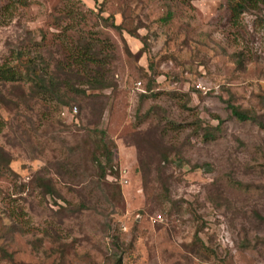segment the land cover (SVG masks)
I'll return each mask as SVG.
<instances>
[{"label":"rangeland","instance_id":"374dc122","mask_svg":"<svg viewBox=\"0 0 264 264\" xmlns=\"http://www.w3.org/2000/svg\"><path fill=\"white\" fill-rule=\"evenodd\" d=\"M263 24L225 0H0V63L108 46V86L72 82L67 105L0 85V264H264V129L228 106L264 121Z\"/></svg>","mask_w":264,"mask_h":264},{"label":"trees","instance_id":"16d2710c","mask_svg":"<svg viewBox=\"0 0 264 264\" xmlns=\"http://www.w3.org/2000/svg\"><path fill=\"white\" fill-rule=\"evenodd\" d=\"M226 7L230 13V19L233 25H238L240 16L247 11L257 10L261 6H264V0H225ZM171 14L168 12L164 19L168 21ZM100 20L105 24V26H111L116 30L121 29V25L115 24L113 17H103L99 15ZM264 26V24H263ZM133 36L138 34L135 30H128ZM144 42H146L144 40ZM106 43L100 41V39L95 35L89 36H79L76 41H71L69 46H66V57L63 64L56 63L55 69L50 70L49 65L39 58H33L29 54H25L24 51H18L15 60L9 62L0 63V85L9 83L12 85H18L20 87L19 99L21 102H26L32 98L42 97L50 98V100L55 99L61 105L69 104L67 99V94L69 89H73L76 93L82 91L77 89L73 85L87 82L92 84L93 88L108 86L107 83H103L102 79L104 76V64L107 62L105 59L107 53H103ZM99 47V50L97 49ZM102 49H101V48ZM101 49V50H100ZM103 54V55H102ZM60 74H64V77L60 79ZM86 77H89L86 79ZM77 79V81H75ZM153 80V79H151ZM73 82V83H72ZM82 82V83H83ZM81 83V84H82ZM25 86L28 89H25ZM64 87V89H62ZM147 93L143 94V97H153L154 93L151 91V83L147 84ZM8 103L9 100L4 99V96L0 93V101ZM264 101V97H263ZM231 112L239 120H252L264 129V121L261 116L256 115L249 109H241L239 106L228 103ZM104 135V132L101 131ZM102 153L106 158V164L112 166V155L106 153L105 143L101 145ZM95 155V154H94ZM96 156V155H95ZM97 165L100 170L99 178H104L105 166L102 165L101 161L97 159ZM9 165V156L0 147V168L7 167ZM161 168L163 166L159 165ZM36 182L44 187L47 192L53 190L49 183V180L44 177L35 175ZM64 209L65 207H60ZM18 227L15 224L5 225L0 217V237L9 235L14 232ZM5 250L3 249L2 252ZM6 256L9 260L13 257L10 253L6 252ZM106 264H121V255H109L106 258Z\"/></svg>","mask_w":264,"mask_h":264},{"label":"built area","instance_id":"2783aa9c","mask_svg":"<svg viewBox=\"0 0 264 264\" xmlns=\"http://www.w3.org/2000/svg\"><path fill=\"white\" fill-rule=\"evenodd\" d=\"M157 217H158V218H157L156 220L162 219V218H161V215H157Z\"/></svg>","mask_w":264,"mask_h":264}]
</instances>
